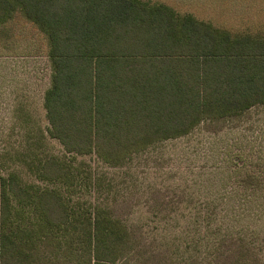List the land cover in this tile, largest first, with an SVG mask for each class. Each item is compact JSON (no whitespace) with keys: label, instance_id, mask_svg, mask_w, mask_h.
I'll return each mask as SVG.
<instances>
[{"label":"trees","instance_id":"16d2710c","mask_svg":"<svg viewBox=\"0 0 264 264\" xmlns=\"http://www.w3.org/2000/svg\"><path fill=\"white\" fill-rule=\"evenodd\" d=\"M17 12L48 40L47 131L71 157L25 162L53 188L16 171L0 178V264H176L115 206L74 201L97 185L73 163L94 155L122 166L264 105V32L233 35L142 0H0V27ZM209 260L187 264H260L240 237Z\"/></svg>","mask_w":264,"mask_h":264},{"label":"rangeland","instance_id":"374dc122","mask_svg":"<svg viewBox=\"0 0 264 264\" xmlns=\"http://www.w3.org/2000/svg\"><path fill=\"white\" fill-rule=\"evenodd\" d=\"M163 3L233 35L264 32V0H142ZM46 36L20 12L0 27V178L16 171L43 188L25 162L70 158L48 134L51 85ZM97 186L73 197L106 208L149 247L176 264L209 262L229 237L242 238L264 264V105L221 125L198 126L111 167L77 157ZM89 176V175H88ZM75 264V263H70Z\"/></svg>","mask_w":264,"mask_h":264}]
</instances>
